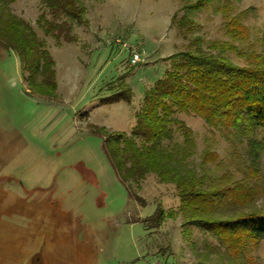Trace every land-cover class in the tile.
<instances>
[{
  "label": "rangeland",
  "instance_id": "rangeland-1",
  "mask_svg": "<svg viewBox=\"0 0 264 264\" xmlns=\"http://www.w3.org/2000/svg\"><path fill=\"white\" fill-rule=\"evenodd\" d=\"M195 1L78 0L88 24L69 21L72 42L45 35L40 19L54 21L41 0L1 1L44 43L55 63L57 89L54 98L32 94L18 57L0 45V161L14 159L23 168L36 170L35 183L51 177L56 181L47 197L22 199L9 217L16 231H1L0 241L22 239L29 255L48 242L51 252L43 255L50 264H264V240L234 259L211 232L189 224L191 214L180 209L172 184H162L152 174L122 182L103 149L106 136L130 137L136 116L144 109L145 93L174 70L176 62L169 57L200 48L245 68L256 66L254 58L264 55V0L213 1L202 11L191 12L187 7ZM184 18L190 25H184ZM233 18L248 29L244 40L228 35L227 24ZM215 42L228 43L238 52L211 50ZM136 54L140 60L133 64ZM20 81L29 92L26 96L15 95L14 85ZM41 81L38 77L36 84ZM122 88L132 91L130 103L100 104ZM174 119L192 132L187 141L173 124L172 139L163 142L181 173L205 178V190L226 178L229 187L240 188L236 199L243 192L252 197L244 205L230 200L232 205L219 216L251 209L264 213V153L257 177L251 173L248 139L237 131L210 128L193 113L176 111ZM93 127L104 132L94 133ZM15 130L25 137L23 146L15 145L17 152L12 148L15 140L11 142ZM254 138L263 139L264 132ZM157 208L165 214L158 227L147 222Z\"/></svg>",
  "mask_w": 264,
  "mask_h": 264
},
{
  "label": "trees",
  "instance_id": "trees-1",
  "mask_svg": "<svg viewBox=\"0 0 264 264\" xmlns=\"http://www.w3.org/2000/svg\"><path fill=\"white\" fill-rule=\"evenodd\" d=\"M2 0H0L1 3ZM54 22L40 19L46 36L57 40L64 38L72 42L69 35L71 25H87L86 10L78 0H41ZM213 1L196 0L187 7L191 12L204 10ZM1 5V4H0ZM66 19L62 23H57ZM184 25H190L183 19ZM227 33L234 40L248 37V29L237 18L227 24ZM0 45L12 51L19 59L21 73L32 94L54 98V61L38 40L36 33L23 20L7 11L5 4L0 8ZM210 49L221 52H238L228 43H212ZM176 62L174 70L157 81L145 93L144 109L136 116V125L130 137L124 133L106 136L103 149L115 169L119 179L126 183L137 182L152 174L162 184H172L180 200V209L190 215L192 226L211 232L228 250L231 257L243 258L249 245H257L264 240V213L251 209L233 217L221 218L218 212L228 202L245 203L251 196L236 199L239 187H229L223 178L217 187L204 189L205 178L183 175L172 153L163 149V142L172 139L171 125H177L187 141L191 140V130L181 121L174 119L176 111L193 113L213 129H232L241 138L248 139L249 162L252 174L259 177L261 157L264 153V138H254L258 131L264 132V55L256 56L253 67H238L218 55L206 54L197 48L195 52H182L169 57ZM43 81L38 86L37 78ZM33 90V91H32ZM132 91L122 88L120 92L100 100V104L114 105L130 103ZM94 133L104 131L93 127ZM141 141V145H137ZM247 191V190H246ZM172 217V215H170ZM165 219L163 210L157 208L147 220L152 226H160ZM32 264H47L41 254L34 256Z\"/></svg>",
  "mask_w": 264,
  "mask_h": 264
},
{
  "label": "crops",
  "instance_id": "crops-1",
  "mask_svg": "<svg viewBox=\"0 0 264 264\" xmlns=\"http://www.w3.org/2000/svg\"><path fill=\"white\" fill-rule=\"evenodd\" d=\"M18 63L20 64L19 61ZM14 90L15 95L25 94L26 96L29 93L28 90L24 89L23 82L21 81L18 84L14 85ZM14 134L15 137L11 139V142L12 140H15L14 142H12V148L13 150H15V152H17L19 146L17 147L15 145L19 143L20 146H23L25 137L16 130L14 131ZM21 167L22 165H20L14 159H12L11 161H9V159L0 161V189H3V191L0 192V232L12 230L16 231V225H14L15 221L10 220L9 217H11L10 215H15L19 207V203L22 201V199H24V197L33 201L38 199V197H47V190H50L56 185V181L52 177V179H46L42 181V183L38 181L37 183H35L36 181L34 178L36 177L35 174H37V171L35 170V173H33L31 169H28V166L26 168ZM28 173H31L33 176H28ZM78 176H81V174L78 173ZM75 178L74 180H77V183L80 182L78 181V177L75 176ZM80 178L81 177H79V180H81ZM26 186L28 187L26 188ZM12 189H18L19 192H14V194L12 192ZM48 197H51L50 194ZM7 202H9V204H6ZM30 206V208H34L32 204H30ZM27 246L28 245L26 244V242H23L22 239L19 241L15 240L11 242L0 241V264H23V260L25 258L27 259V261H25V264H32V260L37 254H41L43 260L47 264H50L49 260H47L43 255V251L47 252L48 250L49 253L51 252V250L47 249L50 248L48 242L45 243L44 241L41 244V248L39 250L37 249L30 255L29 252L26 253ZM45 248L46 250H44Z\"/></svg>",
  "mask_w": 264,
  "mask_h": 264
},
{
  "label": "built area",
  "instance_id": "built-area-1",
  "mask_svg": "<svg viewBox=\"0 0 264 264\" xmlns=\"http://www.w3.org/2000/svg\"><path fill=\"white\" fill-rule=\"evenodd\" d=\"M139 60H140V58H139V56L136 54V55H134L133 58H132V63H133V64L136 63V62L138 63Z\"/></svg>",
  "mask_w": 264,
  "mask_h": 264
}]
</instances>
